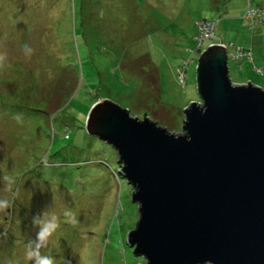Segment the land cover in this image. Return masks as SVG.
<instances>
[{
	"label": "rangeland",
	"instance_id": "1",
	"mask_svg": "<svg viewBox=\"0 0 264 264\" xmlns=\"http://www.w3.org/2000/svg\"><path fill=\"white\" fill-rule=\"evenodd\" d=\"M257 7L264 0H0V264H146L126 241L132 187L115 150L87 133L88 112L109 99L180 132L200 100L198 58L217 42L236 56L234 83L264 88L247 56L264 55V23L245 16ZM203 17L214 35L197 43Z\"/></svg>",
	"mask_w": 264,
	"mask_h": 264
},
{
	"label": "water",
	"instance_id": "2",
	"mask_svg": "<svg viewBox=\"0 0 264 264\" xmlns=\"http://www.w3.org/2000/svg\"><path fill=\"white\" fill-rule=\"evenodd\" d=\"M228 57L223 43L201 52L180 132L109 99L88 112L132 187L126 241L146 264H264V88L234 83Z\"/></svg>",
	"mask_w": 264,
	"mask_h": 264
},
{
	"label": "crops",
	"instance_id": "3",
	"mask_svg": "<svg viewBox=\"0 0 264 264\" xmlns=\"http://www.w3.org/2000/svg\"><path fill=\"white\" fill-rule=\"evenodd\" d=\"M250 1V0H249ZM261 7H257V9H260ZM260 10H263V9H260ZM257 16H256V15ZM248 19H250L249 20V26L251 27V28H255V23L257 22V23H259V22H261V21H259V19H260V17H259V15L257 14V13H252V14H250L249 13V10L247 11V13H246V15H245ZM262 23H264V22H262ZM254 32V31H253ZM260 35H259V37H258V39H257V41H256V43H257V45L259 46V51H260V48H262V49H264V25H262V29L258 32ZM258 33L256 34V35H258ZM251 35H254V33H252ZM251 39H252V41H251V43H250V45L252 44V45H254L255 43V41H254V37L253 36H251ZM217 43H221V42H217ZM224 44V43H223ZM249 45V46H250ZM248 57H249V59L251 60V61H253V69L255 68L256 69V71H260V72H262V71H264V63H262V61L264 60V55L261 53V52H256V53H250L249 54V52H248V55H247ZM263 64V65H262Z\"/></svg>",
	"mask_w": 264,
	"mask_h": 264
},
{
	"label": "built area",
	"instance_id": "4",
	"mask_svg": "<svg viewBox=\"0 0 264 264\" xmlns=\"http://www.w3.org/2000/svg\"><path fill=\"white\" fill-rule=\"evenodd\" d=\"M249 13L250 14L257 13L260 17L259 21L264 22V10L249 9ZM213 29H214V22L213 21L201 20L198 24V30H199V37L197 36L198 40L201 41V39H203L205 35L206 36L213 35ZM179 77H180V80L182 81L183 76H179Z\"/></svg>",
	"mask_w": 264,
	"mask_h": 264
},
{
	"label": "trees",
	"instance_id": "5",
	"mask_svg": "<svg viewBox=\"0 0 264 264\" xmlns=\"http://www.w3.org/2000/svg\"><path fill=\"white\" fill-rule=\"evenodd\" d=\"M201 20L213 21V22H214V25H215V23H216V20L213 19L212 17H203V18H201ZM198 32H199V31H198ZM197 35H198V34H197ZM197 35L195 36V39H196L197 43H200V40H198ZM213 35H214V33H213ZM227 48H228V46H227ZM240 51H241V49H240ZM236 54H237V53H236ZM230 55H231V57L236 58V56L233 54V52H232V53L229 52V56H230ZM179 81H181V80H180V77H179ZM182 82H185V81L183 80Z\"/></svg>",
	"mask_w": 264,
	"mask_h": 264
},
{
	"label": "clouds",
	"instance_id": "6",
	"mask_svg": "<svg viewBox=\"0 0 264 264\" xmlns=\"http://www.w3.org/2000/svg\"><path fill=\"white\" fill-rule=\"evenodd\" d=\"M5 205H6V201H0V208H3Z\"/></svg>",
	"mask_w": 264,
	"mask_h": 264
}]
</instances>
